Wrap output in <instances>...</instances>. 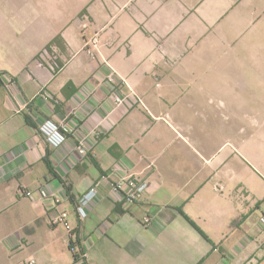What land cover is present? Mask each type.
<instances>
[{"label": "crops", "instance_id": "0c3cea01", "mask_svg": "<svg viewBox=\"0 0 264 264\" xmlns=\"http://www.w3.org/2000/svg\"><path fill=\"white\" fill-rule=\"evenodd\" d=\"M83 19L113 40L106 55L149 110L133 98L114 107L105 68L83 49ZM263 31L264 0H0V264H264V156L251 138L244 148L223 138L225 102L211 95L242 112L241 81L258 77L241 74L238 53L258 49ZM63 118L87 134L85 155L79 134L55 147L39 131ZM129 177L148 183L131 205L111 186ZM61 209L82 261L51 222Z\"/></svg>", "mask_w": 264, "mask_h": 264}, {"label": "built area", "instance_id": "2783aa9c", "mask_svg": "<svg viewBox=\"0 0 264 264\" xmlns=\"http://www.w3.org/2000/svg\"><path fill=\"white\" fill-rule=\"evenodd\" d=\"M90 27V21L88 19H83L82 28L84 36V46L83 49L89 58L93 60H98L102 67L106 70V82L109 85L110 99L113 102L114 107H119L124 104L129 98H133L135 102H138L147 110L149 108L145 104L142 98L138 95L136 90L131 86L127 79L122 76L117 67L114 65L112 60L106 55L105 48L112 45L113 40L111 38L107 40L102 39L103 28H96L94 31L88 33ZM42 57L46 61L45 63L52 69H56L58 66V53L56 50L50 47L45 48L42 52ZM3 79L8 88L12 92L17 91L16 84L13 78L9 77L5 73H2ZM123 86L129 88L128 92L123 91ZM88 90H91L89 85H86ZM47 97L48 94H47ZM30 108L28 104L20 105L18 108L19 112L29 111ZM164 119L172 126L171 119L169 115H165ZM75 124H71L68 119L63 118L61 120L45 119L39 125V131L44 136L46 141L58 147L63 144L69 135L79 134ZM79 152L85 155L88 152V137L87 134H79ZM98 183L93 184L84 194H82L76 203V212L80 218H86L89 214V210L93 202L97 199L99 195ZM112 192L116 199L123 201L127 205H131L140 201L147 190L148 183L146 181H139L136 178H126L122 180H114L111 182ZM215 188L221 190L223 185L221 183H216ZM25 195L33 197L36 193L33 190H27L24 192ZM37 194L41 198H46L49 196V192L46 188H39ZM59 198L55 199V202H60ZM148 221V219L146 220ZM53 224H62L71 233V239L69 242L70 249L73 254H78L80 256L79 261L86 258V253L75 243L74 238V227L69 218V212L65 209H61L58 213L51 218ZM259 225L264 233V208L261 210L259 217ZM78 261V262H79ZM32 260L31 263H34Z\"/></svg>", "mask_w": 264, "mask_h": 264}, {"label": "rangeland", "instance_id": "374dc122", "mask_svg": "<svg viewBox=\"0 0 264 264\" xmlns=\"http://www.w3.org/2000/svg\"><path fill=\"white\" fill-rule=\"evenodd\" d=\"M258 40V49L243 47L238 53L242 64L241 74L258 77L255 81H248V78L246 81L244 79L241 81L243 83V85L241 83L242 112L234 111L229 107L231 99L217 97L216 94L211 95L213 102L218 103L219 99L225 102L223 105L220 102L219 105L220 121L224 123L223 138L229 141V144L235 142V139L239 140L243 148L244 142L251 138L256 143L252 152L255 156H259L260 160L261 155L264 156V31L259 32ZM239 83L235 84L239 86Z\"/></svg>", "mask_w": 264, "mask_h": 264}, {"label": "trees", "instance_id": "16d2710c", "mask_svg": "<svg viewBox=\"0 0 264 264\" xmlns=\"http://www.w3.org/2000/svg\"><path fill=\"white\" fill-rule=\"evenodd\" d=\"M194 225L195 226H197L195 223H194ZM197 228H199L198 226H197ZM200 229V228H199ZM201 230V229H200ZM74 255V260H75V262H78L79 261V259H80V256L78 255V254H73Z\"/></svg>", "mask_w": 264, "mask_h": 264}]
</instances>
